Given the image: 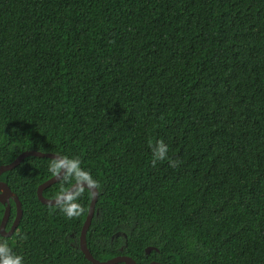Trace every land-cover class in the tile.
<instances>
[{"label": "trees", "instance_id": "obj_1", "mask_svg": "<svg viewBox=\"0 0 264 264\" xmlns=\"http://www.w3.org/2000/svg\"><path fill=\"white\" fill-rule=\"evenodd\" d=\"M29 149L68 163L45 197L98 188L97 259L264 264V0H0V165ZM60 169L0 176L23 209L0 264H93L91 191L37 196Z\"/></svg>", "mask_w": 264, "mask_h": 264}, {"label": "water", "instance_id": "obj_2", "mask_svg": "<svg viewBox=\"0 0 264 264\" xmlns=\"http://www.w3.org/2000/svg\"><path fill=\"white\" fill-rule=\"evenodd\" d=\"M27 156H37V157H48L57 160L60 165L61 169L59 170L58 173L47 179L46 181L42 182L38 188H37V196L39 200L47 205H58L62 203L63 201L67 200L72 194L76 191V189L80 187H85L89 189L92 193V199L89 207V211L86 217V220L83 224L81 234H80V241H79V246L84 253L85 257L91 261L93 264H116L119 262H124L126 264H138L136 260H134L132 257L128 255H117L115 257H112L107 260H100L94 257V255L91 253V251L88 248L87 245V232L90 227V224L92 222V218L95 213V207L96 203L98 200V195H99V190L98 188L92 184L91 182L87 180H79L76 181L70 188H68L64 193L61 195L54 197V198H48L45 197L43 194V191L51 186L52 184L58 182L62 177L64 176L65 172L68 169V163L67 161L59 154L54 153V152H49V151H40L36 149H29L25 150L22 153H20L13 161L6 163V164H1L0 165V176L2 173L9 171L16 166H18ZM11 201L15 202L16 205V214L13 220V223L10 227L9 230H7V223L10 219L11 215ZM0 202L5 204V211L4 215L2 217V220L0 222V234L5 237H10L12 234L16 231L17 226L22 218L23 215V209L21 202L16 195L14 191L10 188V186L2 181L0 179ZM152 249L158 250V248H155L153 246H148L146 248V253H150ZM148 264H163L160 261L153 260L149 262Z\"/></svg>", "mask_w": 264, "mask_h": 264}, {"label": "clouds", "instance_id": "obj_3", "mask_svg": "<svg viewBox=\"0 0 264 264\" xmlns=\"http://www.w3.org/2000/svg\"><path fill=\"white\" fill-rule=\"evenodd\" d=\"M167 147L163 142L158 141L153 148V160H163L166 158ZM171 163V162H170ZM14 264H19V261H15Z\"/></svg>", "mask_w": 264, "mask_h": 264}, {"label": "flooded vegetation", "instance_id": "obj_4", "mask_svg": "<svg viewBox=\"0 0 264 264\" xmlns=\"http://www.w3.org/2000/svg\"><path fill=\"white\" fill-rule=\"evenodd\" d=\"M13 220H14V219H12V220H11L9 227H8V228L6 227V228H7V230H9V229H10V227H11V225H12V223H13ZM7 225H8V223H7Z\"/></svg>", "mask_w": 264, "mask_h": 264}]
</instances>
